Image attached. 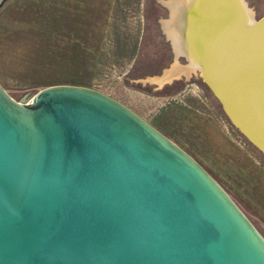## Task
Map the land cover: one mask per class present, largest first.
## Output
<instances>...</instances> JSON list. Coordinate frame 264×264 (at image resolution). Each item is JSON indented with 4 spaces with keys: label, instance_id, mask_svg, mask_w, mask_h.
<instances>
[{
    "label": "water",
    "instance_id": "water-1",
    "mask_svg": "<svg viewBox=\"0 0 264 264\" xmlns=\"http://www.w3.org/2000/svg\"><path fill=\"white\" fill-rule=\"evenodd\" d=\"M226 23L217 34L197 25L196 41L215 35L201 78L264 155V16ZM0 264H264V236L194 157L115 97L60 84L25 101L0 82Z\"/></svg>",
    "mask_w": 264,
    "mask_h": 264
},
{
    "label": "rangeland",
    "instance_id": "rangeland-1",
    "mask_svg": "<svg viewBox=\"0 0 264 264\" xmlns=\"http://www.w3.org/2000/svg\"><path fill=\"white\" fill-rule=\"evenodd\" d=\"M126 1L119 0V7L123 2L128 7ZM167 1L140 0L138 16L144 30L141 55L134 72L119 79L111 96L118 100L120 97L124 104L155 123L156 128L194 157L264 236V155L231 127L232 123L199 74L181 75L162 87L157 86L159 79L153 78L177 61L181 66L189 64L186 56H176L163 28V21L171 17ZM245 1L254 20L264 16V0ZM34 4V0H6L0 6V22L10 30L9 36L28 34L24 30L25 21L22 24L17 20L23 10L26 13ZM30 58L25 57L23 63L0 66V82L18 100L30 101L39 90L51 85L78 84L97 90L107 87L99 84L90 67L84 70L85 66H56L50 61L40 65Z\"/></svg>",
    "mask_w": 264,
    "mask_h": 264
},
{
    "label": "crops",
    "instance_id": "crops-1",
    "mask_svg": "<svg viewBox=\"0 0 264 264\" xmlns=\"http://www.w3.org/2000/svg\"><path fill=\"white\" fill-rule=\"evenodd\" d=\"M126 2L128 7L124 2L119 7V0H34L35 4L26 13L23 10L17 20L22 24L25 21L27 35L9 36L10 30L0 22V66L23 63L25 57H31L40 65L50 61L55 65L85 66L84 70L90 67L99 84L107 86L98 90L114 96L119 79L134 72L144 38L138 16L140 0ZM163 73L153 76L159 79V87L179 79L163 82ZM119 100L126 103L120 97Z\"/></svg>",
    "mask_w": 264,
    "mask_h": 264
},
{
    "label": "bare ground",
    "instance_id": "bare-ground-1",
    "mask_svg": "<svg viewBox=\"0 0 264 264\" xmlns=\"http://www.w3.org/2000/svg\"><path fill=\"white\" fill-rule=\"evenodd\" d=\"M214 1L215 0L167 1L171 17L169 20L163 21V28L167 33L168 38L172 41L176 56H186L189 64L181 66L177 61V64H173L174 66L170 69H166V72L164 71L165 74L163 73L164 76L162 78L163 82L164 80H173L174 77H180L181 75L191 77L193 74L197 73L201 76L203 70L202 65L206 62V53L210 47L212 39H214V34L218 32L216 29H219L223 23L227 22L226 24L230 29L241 30L242 28L250 26L256 22L253 18V12L248 7L245 0H224L227 1V3H231L232 7L229 10H223L225 6H216V3H225L222 0H216V3ZM214 13L217 15L215 14L216 16L212 19L211 15ZM209 14L210 16L208 17ZM203 18H205L209 24V27L205 28V32L212 29L214 34H211L210 38H207L206 40L202 39L200 41H196L195 33L197 32V25ZM209 18L211 20H209ZM234 34L235 33L232 32L227 36H223V34L221 35L219 40L221 43L219 46L221 48L222 42L225 40L226 45L222 47V50L224 49V53L229 51V46L235 36ZM218 37H216V39H218Z\"/></svg>",
    "mask_w": 264,
    "mask_h": 264
}]
</instances>
